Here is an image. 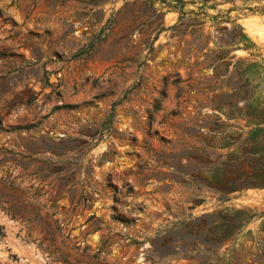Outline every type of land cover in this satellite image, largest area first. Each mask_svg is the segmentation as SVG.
I'll return each instance as SVG.
<instances>
[{"label": "rangeland", "instance_id": "obj_1", "mask_svg": "<svg viewBox=\"0 0 264 264\" xmlns=\"http://www.w3.org/2000/svg\"><path fill=\"white\" fill-rule=\"evenodd\" d=\"M254 119L264 0H0V264H264Z\"/></svg>", "mask_w": 264, "mask_h": 264}, {"label": "trees", "instance_id": "obj_2", "mask_svg": "<svg viewBox=\"0 0 264 264\" xmlns=\"http://www.w3.org/2000/svg\"><path fill=\"white\" fill-rule=\"evenodd\" d=\"M257 125L248 133V137L242 134L234 139L233 143L226 145V155H218L216 161L209 162V171H212L215 183L214 189L226 197L228 194L247 190L264 189V119H254ZM226 138H230L224 132ZM243 164V167L239 168Z\"/></svg>", "mask_w": 264, "mask_h": 264}]
</instances>
